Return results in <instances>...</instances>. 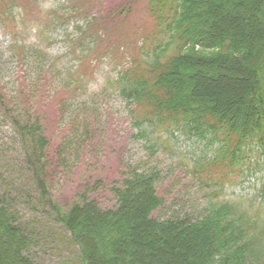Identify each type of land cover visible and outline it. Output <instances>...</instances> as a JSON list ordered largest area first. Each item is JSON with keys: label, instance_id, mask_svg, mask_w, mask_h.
Here are the masks:
<instances>
[{"label": "rangeland", "instance_id": "rangeland-1", "mask_svg": "<svg viewBox=\"0 0 264 264\" xmlns=\"http://www.w3.org/2000/svg\"><path fill=\"white\" fill-rule=\"evenodd\" d=\"M150 1L0 0V12L5 10L7 17V21L0 17V199L18 214L24 228L30 227L34 240L26 256L32 264H79L80 249L58 221L53 205L68 212L74 204L93 202L86 216L79 214L81 229L88 234L100 225L98 212L120 209L118 191L127 190L128 182L141 174L152 179L156 197L148 214L154 220L180 219L187 227L204 224L211 214L206 211L219 207L211 196L244 198L264 213V161L254 154L259 149L246 151L239 168H229L218 184H208L207 173L217 164L218 142L188 130L155 135L144 122L151 109L121 92L118 81L123 73L134 61L148 60L155 45L163 47L162 60L175 53V45L155 34ZM243 10L245 16H253L251 27L244 26L242 32L236 28L238 11L225 19L211 15L215 22H210V30L247 37L252 29L264 28L259 23L264 21V0H253ZM259 35L257 30L256 41L261 40ZM212 44L215 47L217 40ZM196 50L217 52L209 47ZM249 57L243 63L215 58L192 62L190 70L179 69L185 87L181 94L215 107L236 101L239 94L217 96L214 91L233 84V76L242 77V70L247 80ZM143 64L139 70L146 61ZM255 95L240 100L244 104L238 114L243 119L244 110L254 102L259 107L263 103L264 115V94ZM247 113L250 123L256 120L251 111ZM140 192L129 198L125 240L115 243L113 236L97 228L96 240L88 241L95 251L94 264H201L213 253L222 239L214 236V226L199 230L176 226L161 233L147 224L144 228L141 208L151 197L146 192L149 197L143 193L142 199ZM218 246L210 257L221 251ZM248 247L237 253L241 262L264 264V252L259 260ZM231 248L235 252L238 247ZM1 252L9 254L0 244ZM12 253L20 257L14 248ZM230 255L227 251L224 256ZM222 259L216 262L223 263Z\"/></svg>", "mask_w": 264, "mask_h": 264}, {"label": "trees", "instance_id": "trees-1", "mask_svg": "<svg viewBox=\"0 0 264 264\" xmlns=\"http://www.w3.org/2000/svg\"><path fill=\"white\" fill-rule=\"evenodd\" d=\"M252 1L151 0L149 14L157 26L155 34L162 36L163 40L170 41L169 46L175 45V53L162 60L159 51L163 47L160 44L155 45V49L150 54L151 57L148 60H142L144 64L146 61L145 70L138 69L139 63L142 61H134L135 63L123 73L118 81L123 94L132 95L138 103H144L151 109V117H146L144 122L149 123L153 132L156 133L155 135H165L176 130H188L190 133L218 142L215 153L217 164H212V172L207 173L208 184H218L219 178L225 175V171L242 164L247 158L246 151L255 152L256 149H259L254 154L263 158L264 161V115L260 114L263 103L262 107H259L258 103L254 102L250 108L245 109L243 115L245 119L238 114L239 111H243L241 104L244 103L240 102L242 98L245 99V96L249 94H256L255 96L264 94V28L262 26L264 21L262 23L258 20L262 26L257 29L261 34L259 41H256L257 30L255 29H252L247 37L239 34L238 36L232 31L228 32V30L226 32L220 30L218 35H215L210 30L212 28L210 22H215V18L211 15L216 17L218 14L222 19H225L232 17L233 13L241 11L240 21L236 28L240 27L239 30L242 32L244 26H249V22L253 18V16L244 15L243 7ZM0 17L3 21H7L5 10L0 12ZM254 19L256 21L257 17ZM215 40H217V44L212 47ZM197 47H209L216 49L217 52L215 54H201L196 50ZM248 56H250L248 60L252 59L254 62L251 64V72L249 71L248 84L245 89L238 93L239 96L236 101L215 107L206 101H198L181 94L180 89L183 90L185 87L181 80L183 72H179V69L180 71L190 70L192 62H208L215 58L216 60L227 61L228 64H232V62L243 63ZM260 80L263 82L260 83ZM250 111L256 119L251 123V116L247 113ZM257 132H261L263 135L257 134ZM35 149L33 154L35 153L36 156ZM40 155L41 152H39ZM133 179L128 182L131 183V187L127 186V190L123 191L124 193L118 191L120 197V209L118 211L98 212L101 218L100 225L97 224L99 233L113 236L115 243L121 241L123 237L125 240L124 219L126 220L128 208L132 203L130 200L135 197L137 190L138 192L142 191L137 194L138 197L142 198L143 193L148 196L146 192L151 197V201L143 203L144 206L141 208L144 228L147 224L148 227H153L158 233L163 232L165 228L169 229L176 226H182L185 230L210 229L211 226L216 228L217 231L213 233L214 236L222 239L219 243L216 241L217 244L215 248L213 247L214 251L211 254L216 252L215 249L218 245L221 251L211 257L209 254L201 264H206L208 259L207 264H218L216 261H219L220 256H223L224 259L221 260L223 263L219 262V264H245L241 262V255L237 253L241 248L245 251L249 245H251L248 248L253 258L262 259L261 252H264V213L262 207L255 208L249 200L244 198L227 200L226 198L219 199L211 196L213 204L219 205V207L216 210L213 209L216 212L206 211V213L211 214L204 224L187 227L183 225L180 219L176 222L172 220L162 222L150 218L148 214L154 206H152V197L155 192L152 195L154 190L151 187L152 179L146 178L143 174L137 175ZM212 192L217 193V189ZM45 194L46 192H43V195ZM92 203L74 204L68 212H63L57 205L52 204L58 221L71 234L72 242L80 249L79 264H94L92 256L95 251L90 248L88 241L90 239L96 240L97 228L89 229L88 234L82 231V219L79 217L80 211L85 213L92 210L88 209ZM7 205L0 199V244L2 248L6 247L7 252H9V254L0 253L2 257L0 264L7 262L10 264H32V260L26 256V251L34 240L31 233H28L30 227L25 226L24 228L18 214L12 213ZM87 212L84 216L88 214ZM198 224L200 223L198 222ZM100 241L105 242L103 239ZM234 244L236 248L238 247L235 252L231 248ZM12 248L19 253L20 257L12 253ZM227 251L231 252L229 257L224 256Z\"/></svg>", "mask_w": 264, "mask_h": 264}, {"label": "bare ground", "instance_id": "bare-ground-1", "mask_svg": "<svg viewBox=\"0 0 264 264\" xmlns=\"http://www.w3.org/2000/svg\"><path fill=\"white\" fill-rule=\"evenodd\" d=\"M254 61L252 60V59H249L248 60V63L249 64H252ZM232 67V66H231ZM234 69L236 70V69H239V67H237L236 68V66L234 67ZM245 69V68H244ZM243 72V73H242ZM242 72H241V74H242V77H240V76H237L236 78L233 76V78H234V81H232V82H234L233 84H231L230 86H227V87H224V88H222L221 86H219V87H217L216 89H215V91H214V93L218 96V95H220V93L221 94H223V92L225 93H227V94H232V95H237L242 89V87L241 86H243L244 85V89L246 88V85L248 84V80H246V79H243V77H246V73L244 74V70H242ZM228 77H229V75H227ZM231 78H232V76H231ZM241 80H243V81H241ZM225 90V91H224ZM201 237H202V240H207V237H206V235L205 234H202L201 235Z\"/></svg>", "mask_w": 264, "mask_h": 264}]
</instances>
